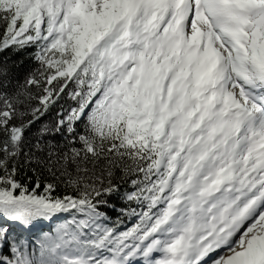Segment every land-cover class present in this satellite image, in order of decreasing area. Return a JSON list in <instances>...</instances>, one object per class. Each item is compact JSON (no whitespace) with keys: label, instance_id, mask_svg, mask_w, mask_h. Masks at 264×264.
Instances as JSON below:
<instances>
[{"label":"snow or ice","instance_id":"1","mask_svg":"<svg viewBox=\"0 0 264 264\" xmlns=\"http://www.w3.org/2000/svg\"><path fill=\"white\" fill-rule=\"evenodd\" d=\"M0 264H264V0H0Z\"/></svg>","mask_w":264,"mask_h":264},{"label":"trees","instance_id":"2","mask_svg":"<svg viewBox=\"0 0 264 264\" xmlns=\"http://www.w3.org/2000/svg\"><path fill=\"white\" fill-rule=\"evenodd\" d=\"M29 175H31V173H29ZM46 175V174H45Z\"/></svg>","mask_w":264,"mask_h":264}]
</instances>
